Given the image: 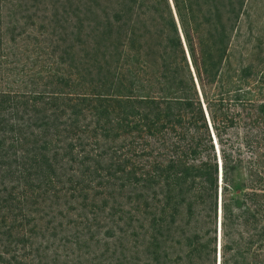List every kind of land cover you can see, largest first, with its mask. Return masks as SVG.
Instances as JSON below:
<instances>
[{
  "label": "trees",
  "instance_id": "1",
  "mask_svg": "<svg viewBox=\"0 0 264 264\" xmlns=\"http://www.w3.org/2000/svg\"><path fill=\"white\" fill-rule=\"evenodd\" d=\"M249 2L0 0V264H264Z\"/></svg>",
  "mask_w": 264,
  "mask_h": 264
},
{
  "label": "rangeland",
  "instance_id": "2",
  "mask_svg": "<svg viewBox=\"0 0 264 264\" xmlns=\"http://www.w3.org/2000/svg\"><path fill=\"white\" fill-rule=\"evenodd\" d=\"M249 6L257 11V12L255 11L256 14L262 12L264 11V0H250ZM254 16L255 15L252 13L249 15L251 21L254 20Z\"/></svg>",
  "mask_w": 264,
  "mask_h": 264
}]
</instances>
